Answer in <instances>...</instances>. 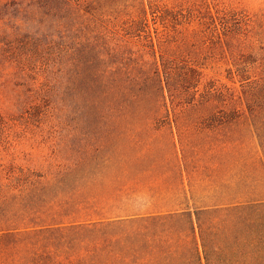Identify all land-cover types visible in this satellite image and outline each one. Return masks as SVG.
<instances>
[{"label":"trees","instance_id":"16d2710c","mask_svg":"<svg viewBox=\"0 0 264 264\" xmlns=\"http://www.w3.org/2000/svg\"><path fill=\"white\" fill-rule=\"evenodd\" d=\"M5 86L51 143L0 163V264H264V13L0 0Z\"/></svg>","mask_w":264,"mask_h":264},{"label":"rangeland","instance_id":"374dc122","mask_svg":"<svg viewBox=\"0 0 264 264\" xmlns=\"http://www.w3.org/2000/svg\"><path fill=\"white\" fill-rule=\"evenodd\" d=\"M227 1V0H220ZM237 3L240 7H246L250 11L256 13H264V0H231ZM19 90L16 86L13 88L1 87L0 93L9 101H14ZM2 96H0L1 102ZM18 113L13 117L12 122L18 124ZM51 136L48 130L39 128H30L27 131L13 127L9 131V136L3 138L0 135V163H16L32 165L29 163L36 157L48 155L50 151ZM37 167V166H36Z\"/></svg>","mask_w":264,"mask_h":264}]
</instances>
